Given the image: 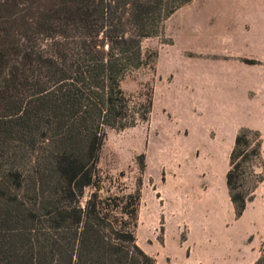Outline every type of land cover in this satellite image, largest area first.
I'll use <instances>...</instances> for the list:
<instances>
[{"label":"trees","instance_id":"trees-1","mask_svg":"<svg viewBox=\"0 0 264 264\" xmlns=\"http://www.w3.org/2000/svg\"><path fill=\"white\" fill-rule=\"evenodd\" d=\"M194 1L0 0V264H157L136 236L145 155L120 196L100 154L110 130L150 121L154 89L135 99L122 82ZM262 150L259 131H239L226 176L236 220L264 182Z\"/></svg>","mask_w":264,"mask_h":264},{"label":"rangeland","instance_id":"rangeland-1","mask_svg":"<svg viewBox=\"0 0 264 264\" xmlns=\"http://www.w3.org/2000/svg\"><path fill=\"white\" fill-rule=\"evenodd\" d=\"M240 1L195 0L180 9L159 37L144 42L148 64L122 82L135 99L154 89L151 119L124 131L110 130L99 166L106 188L127 195L137 188V158L145 155L136 236L138 245L154 258L164 240L163 252L177 264H226L238 251L259 257L264 248V185L236 220L223 174L224 158L213 163L211 158L196 157L199 146L209 147L202 125L222 123L210 113L194 111L191 90H186L193 61L185 51L194 48L200 31L222 29L227 6ZM188 230L191 238L185 249L181 244Z\"/></svg>","mask_w":264,"mask_h":264},{"label":"crops","instance_id":"crops-1","mask_svg":"<svg viewBox=\"0 0 264 264\" xmlns=\"http://www.w3.org/2000/svg\"><path fill=\"white\" fill-rule=\"evenodd\" d=\"M185 52L192 54L188 55L193 67L186 90H191L194 111L200 115L210 113L222 123L202 125L203 139L209 147L199 146L196 157L211 158L213 163L223 157V174L227 176L237 134L248 128L261 133L264 159V0L232 2L226 9L224 27L219 31H200L194 48ZM245 60L257 64H247ZM263 185L264 182L256 192ZM190 238L188 230L187 240L181 244L185 249ZM165 246L164 240L161 250L154 253L157 264H177L163 252ZM238 253L226 264H254L258 259L250 257L249 250Z\"/></svg>","mask_w":264,"mask_h":264}]
</instances>
